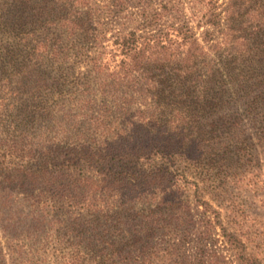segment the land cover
<instances>
[{"label":"trees","instance_id":"16d2710c","mask_svg":"<svg viewBox=\"0 0 264 264\" xmlns=\"http://www.w3.org/2000/svg\"><path fill=\"white\" fill-rule=\"evenodd\" d=\"M7 1L0 197L22 195L29 236L54 244L61 264H154L158 230L190 217L178 163L216 175L229 152L246 155L220 129L239 135L245 117L264 134V0H199L195 23L172 21L168 2L129 12L133 0ZM71 55L70 80L46 75ZM214 229L208 218L198 241ZM222 230L240 264H257ZM209 257L196 263L223 264Z\"/></svg>","mask_w":264,"mask_h":264},{"label":"rangeland","instance_id":"374dc122","mask_svg":"<svg viewBox=\"0 0 264 264\" xmlns=\"http://www.w3.org/2000/svg\"><path fill=\"white\" fill-rule=\"evenodd\" d=\"M198 1L133 0V6L137 7H130L129 12H138L144 4L157 9L158 2H168L170 6H174L172 21L175 17V21L195 23L196 16L201 12ZM6 2L8 1L0 0V10L4 8L3 16L8 18L11 8L5 5ZM12 41L11 34L0 29V48L11 46ZM79 44L82 45L81 42ZM72 57L71 55V59L64 63L62 70L48 62L46 75H68L63 78L70 80L72 75L69 74V66ZM86 69L84 64H81L79 69L77 68L79 71L76 70L74 74L84 73ZM49 97L50 105L60 99L56 92ZM241 111L242 109L239 110L240 113ZM217 115H226V111H219ZM208 120L216 119L213 117ZM208 120L204 119L202 125L206 126ZM241 125L242 133L239 135L220 129L219 136L226 141L231 138V150L238 146L245 147L246 155L238 158L229 152L228 160L219 165L215 164L218 169L216 175H213L210 168L197 169L186 163H178L179 171L185 173L187 181L190 182V217L184 216L181 223L174 221L176 223L172 226L158 230L154 239L157 256L154 264H197V252L201 250H205L210 256L207 259L217 258L223 264H240L223 236L222 227L227 232L239 236L244 243L247 258L256 259L257 264H264V134L245 117H242ZM31 130L33 132V129ZM193 182H196L197 186ZM16 195L19 202L12 204ZM21 198L20 194L12 195V191L8 196L0 197V264H61L60 252L55 250L54 244L44 246L47 239L40 236L39 231L36 232L37 237L33 238V233L29 236L26 224H29V220L34 216L30 212L33 209ZM202 202L207 203L206 210ZM176 216L180 217L181 214ZM208 218L213 222L214 233L209 239L200 242L198 238ZM45 230L44 227L40 232ZM141 260L138 257L135 264H140Z\"/></svg>","mask_w":264,"mask_h":264}]
</instances>
